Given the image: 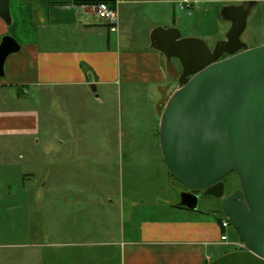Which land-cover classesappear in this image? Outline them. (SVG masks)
<instances>
[{"label":"rangeland","instance_id":"1","mask_svg":"<svg viewBox=\"0 0 264 264\" xmlns=\"http://www.w3.org/2000/svg\"><path fill=\"white\" fill-rule=\"evenodd\" d=\"M226 4L239 3L209 0L192 15L171 4L170 24L183 37H200L213 48L231 27L219 15ZM241 39L248 47L264 44V0L252 9ZM172 62L181 68L177 58ZM154 87L139 84L153 94L130 99L122 92L120 100L117 96L106 106L93 102L85 111H68L66 101L54 111L52 92H46L48 122L41 134L31 140L0 137V186L11 187L16 198L8 209L0 206V243L14 245L8 249L14 253L9 264H72L75 255L88 250L93 257L89 264H119L117 246H74L108 236L100 231L105 230L102 218L112 201L116 205L124 201L127 229L130 212L137 220L172 212L184 187L172 177L163 156L161 117L159 122L154 119L158 99ZM54 114L61 117L59 132L52 127ZM57 132L72 140L60 144ZM225 183L226 194L240 187L237 173L228 174ZM84 205L88 207L83 209ZM198 209L206 218H214V212L226 218L214 196L202 195ZM229 239L240 240L232 225ZM16 243L23 246L16 248ZM235 247L229 244L224 249ZM18 250L27 251V257L21 260Z\"/></svg>","mask_w":264,"mask_h":264},{"label":"crops","instance_id":"2","mask_svg":"<svg viewBox=\"0 0 264 264\" xmlns=\"http://www.w3.org/2000/svg\"><path fill=\"white\" fill-rule=\"evenodd\" d=\"M175 1L9 0L12 21L7 23L0 17V41L9 34L21 49L8 56L6 77L0 76V137L31 140L41 134L48 122L43 95L50 91L54 111L65 101L68 111H85L93 102L106 106L117 96L120 100L122 92L130 99L145 92L153 94L139 84H154V94L158 95L154 119L158 117L159 122L168 98L178 87L182 69L151 47L150 35L156 27H173L170 17ZM233 1L241 4L246 0ZM100 2L116 6L117 29L97 15L94 6ZM58 119L61 117L54 114L52 127L59 132L62 126L57 124ZM57 133L60 144L72 140ZM14 199L11 187L0 186L2 208L8 209ZM178 203L172 204L168 215L137 220L130 212L127 229L124 201L119 205L112 201L102 218L105 230L100 231L109 238L75 242L74 246H117L119 264H209L229 252L224 249L226 245L236 246L235 250L240 247L241 240L230 241V226L223 227L216 212L214 218H206L199 209ZM83 234L89 236L86 231ZM11 246L0 243V263L11 261ZM16 254L22 260L28 252L18 250ZM91 254L89 250L78 253L72 264H89ZM107 255L103 256L106 260Z\"/></svg>","mask_w":264,"mask_h":264},{"label":"water","instance_id":"3","mask_svg":"<svg viewBox=\"0 0 264 264\" xmlns=\"http://www.w3.org/2000/svg\"><path fill=\"white\" fill-rule=\"evenodd\" d=\"M257 2L222 7L231 27L213 48L177 27L159 26L150 35L151 47L182 68L159 129L168 170L184 187L178 205L198 210L202 195L218 198L244 244L209 264H264V44L248 47L241 39ZM0 17L11 23L9 0H0ZM20 49L13 36L1 38L0 76ZM233 171L240 187L226 194Z\"/></svg>","mask_w":264,"mask_h":264},{"label":"built area","instance_id":"4","mask_svg":"<svg viewBox=\"0 0 264 264\" xmlns=\"http://www.w3.org/2000/svg\"><path fill=\"white\" fill-rule=\"evenodd\" d=\"M206 0H176V6L184 11L185 13L192 15L196 10H198ZM95 10L99 18L109 25L112 29H117L119 13L115 5L100 2L95 6ZM223 227H228L231 225L228 218L222 219ZM244 247L243 243H240V248Z\"/></svg>","mask_w":264,"mask_h":264},{"label":"flooded vegetation","instance_id":"5","mask_svg":"<svg viewBox=\"0 0 264 264\" xmlns=\"http://www.w3.org/2000/svg\"><path fill=\"white\" fill-rule=\"evenodd\" d=\"M225 38V37H224ZM227 56V54H224L222 57H226ZM200 193H203V191H200Z\"/></svg>","mask_w":264,"mask_h":264},{"label":"trees","instance_id":"6","mask_svg":"<svg viewBox=\"0 0 264 264\" xmlns=\"http://www.w3.org/2000/svg\"><path fill=\"white\" fill-rule=\"evenodd\" d=\"M219 221H220V223L222 224V218H221V219H219Z\"/></svg>","mask_w":264,"mask_h":264}]
</instances>
